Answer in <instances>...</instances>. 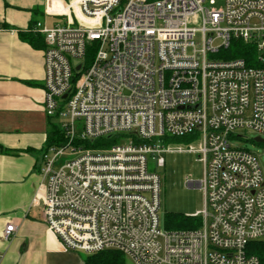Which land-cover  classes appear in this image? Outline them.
<instances>
[{
    "label": "built area",
    "instance_id": "1",
    "mask_svg": "<svg viewBox=\"0 0 264 264\" xmlns=\"http://www.w3.org/2000/svg\"><path fill=\"white\" fill-rule=\"evenodd\" d=\"M218 1L70 0L65 13L46 8L65 24L33 28L46 44V114L64 136L42 156L33 205L68 250L117 251L133 264H261L248 247L264 240L263 171L231 138H264V0ZM236 40L261 67L214 57ZM200 133L198 148L165 142ZM183 152L204 164L203 179L186 184L205 207L190 216L199 226L169 230L149 159L164 168L165 154ZM16 231L10 222L4 239Z\"/></svg>",
    "mask_w": 264,
    "mask_h": 264
},
{
    "label": "crops",
    "instance_id": "2",
    "mask_svg": "<svg viewBox=\"0 0 264 264\" xmlns=\"http://www.w3.org/2000/svg\"><path fill=\"white\" fill-rule=\"evenodd\" d=\"M69 1L0 0V264H86L89 256L65 248L44 222L43 206L33 205L44 149L60 122L45 110L46 47L24 37L38 22L49 25L47 6L60 13ZM10 222L17 231L6 241Z\"/></svg>",
    "mask_w": 264,
    "mask_h": 264
},
{
    "label": "rangeland",
    "instance_id": "3",
    "mask_svg": "<svg viewBox=\"0 0 264 264\" xmlns=\"http://www.w3.org/2000/svg\"><path fill=\"white\" fill-rule=\"evenodd\" d=\"M220 5H223V0L218 1V6ZM55 21L60 24L66 23L64 18L53 17L49 19V25H53ZM225 51L227 49L221 50L214 57L222 59V53ZM238 135H242L243 138H239ZM257 137L259 135L252 131H244L241 134L237 133L231 138V143L235 147H240L253 153L262 167L264 176V143H257L255 141ZM202 141L203 137L200 133L188 136L186 139L180 138L178 143H171V145L181 146L184 149H188L190 146L198 148ZM112 144L109 143V140L103 139L98 141L96 146L104 148ZM164 157L166 160L164 168H158L156 162L151 157L149 159V167L151 171L157 172L162 178L161 219L165 227L167 225V218L170 215L180 214L190 217L204 210L205 197L202 190L196 187L191 188L186 184L187 179L199 182L204 177V164L199 161L197 155L183 152L165 154ZM125 264L133 263L125 257Z\"/></svg>",
    "mask_w": 264,
    "mask_h": 264
},
{
    "label": "trees",
    "instance_id": "4",
    "mask_svg": "<svg viewBox=\"0 0 264 264\" xmlns=\"http://www.w3.org/2000/svg\"><path fill=\"white\" fill-rule=\"evenodd\" d=\"M24 39L29 42L34 48H45L44 36L37 32H31L27 34ZM97 44L94 43L88 48L87 61L90 62L96 52ZM223 59H244L247 64L251 67H261L258 62L257 53L254 47L250 44H245L242 41H233L231 46L227 51L222 53ZM76 79V78H75ZM56 131L52 134L50 140L44 151L48 150L49 147L54 145H60L64 142V136L61 130L56 128ZM184 137L183 139H186ZM104 140H109V143H115L117 138L110 137ZM180 138H165L167 143H178ZM4 149L0 146V152H4ZM201 224L199 218H190L182 216L180 214H173L167 218V229L169 230H182V229H192ZM249 251L254 255H257L264 264V240L259 242H252L249 244ZM86 264H125V256L117 251H105L98 254L89 255L86 257Z\"/></svg>",
    "mask_w": 264,
    "mask_h": 264
},
{
    "label": "water",
    "instance_id": "5",
    "mask_svg": "<svg viewBox=\"0 0 264 264\" xmlns=\"http://www.w3.org/2000/svg\"><path fill=\"white\" fill-rule=\"evenodd\" d=\"M78 70L80 69V65H78V68H77ZM255 141L257 142V143H264V139H262L261 137H257L256 139H255Z\"/></svg>",
    "mask_w": 264,
    "mask_h": 264
},
{
    "label": "bare ground",
    "instance_id": "6",
    "mask_svg": "<svg viewBox=\"0 0 264 264\" xmlns=\"http://www.w3.org/2000/svg\"><path fill=\"white\" fill-rule=\"evenodd\" d=\"M67 10H68V8L66 10H62V12H60V13H63V12L65 13V12H67Z\"/></svg>",
    "mask_w": 264,
    "mask_h": 264
}]
</instances>
